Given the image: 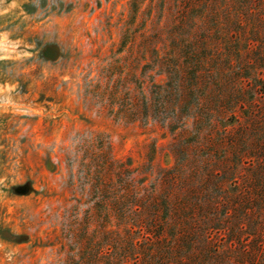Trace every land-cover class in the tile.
<instances>
[{
    "label": "rangeland",
    "instance_id": "1",
    "mask_svg": "<svg viewBox=\"0 0 264 264\" xmlns=\"http://www.w3.org/2000/svg\"><path fill=\"white\" fill-rule=\"evenodd\" d=\"M205 2L0 0V264H83L90 234L131 226L129 196L164 186H198L197 218L218 228L207 263L236 264L258 234L264 246L263 123L223 99L237 92L227 71L263 76L264 0L195 17ZM205 45L230 64L206 89L169 59Z\"/></svg>",
    "mask_w": 264,
    "mask_h": 264
},
{
    "label": "trees",
    "instance_id": "2",
    "mask_svg": "<svg viewBox=\"0 0 264 264\" xmlns=\"http://www.w3.org/2000/svg\"><path fill=\"white\" fill-rule=\"evenodd\" d=\"M205 1V5H203L205 9H202L201 12H196L195 17L204 12H209L211 16H217L220 12L218 8L214 7V4H217V0ZM185 8L190 13L195 9L188 5ZM212 19L214 17L210 20ZM208 48L205 45L198 53L196 47L185 51V54H181L184 57V64L178 61L179 57L176 54L169 59L172 61L173 68L177 72L184 71L182 76L186 74L193 85L197 83L198 85H203L204 88H209L212 85L219 86L218 84H222L223 77L218 76L220 72H216L215 69H219V63H227V66L230 64L227 58H222L221 60L217 58L219 54H216L214 58L209 56L210 54H201ZM262 60H264V57ZM227 72L234 76L237 92L232 97L224 95V101L226 100L229 107L238 103L244 109L246 120L250 123L254 122V120L261 121L263 130L264 104L259 105V103L256 104L255 101L251 100L254 97L251 89L256 94H259L258 97L263 99L264 103V73L262 77L251 78L249 81L251 85H249L248 82L242 80L243 76H240L236 70ZM206 76L210 78L205 79ZM260 79H263L262 83H260ZM172 84H175L173 80L170 85ZM250 87L251 89H249ZM245 95L249 98L248 101L243 99ZM245 103L253 106V108H244ZM220 104L223 105L222 102ZM217 113H221L219 109L211 111L210 114H207L208 118L206 119ZM222 130L225 131L227 128H222ZM176 174L172 175L170 180L167 175H162L165 185L166 183L168 185L174 184ZM193 187L197 188L198 186ZM192 189L186 190L185 195L182 193L177 197L171 193V190H167L165 186L162 187L160 192L150 193L155 194L152 197L150 196L151 198L149 197L150 194L137 193L135 200H129L128 198L131 197L129 196L126 205L131 203L135 207L132 210V214H128L130 217L125 223L130 220L131 226L124 228L123 235L118 232L115 234L114 230H107L103 234L98 235L97 239L96 233L90 234L88 244L81 252L80 258L83 264H210L205 260L214 258L213 255L218 252L219 244L217 243L219 241L215 238L218 228L213 222H200L198 220L200 205H197V202L193 199L194 191ZM111 208L107 210V213L110 212ZM126 209L127 212L130 208ZM225 213L228 214L227 211ZM124 214H118V219L123 218L124 220L126 218ZM236 227L241 230L242 224ZM131 230L134 231L135 236L130 233ZM231 235L237 236L236 232ZM247 237L245 236L242 241H247ZM259 237L260 234L255 236L253 241L249 240L241 245L242 249L238 253L239 257L236 264H264L263 238L259 239ZM236 239L238 240V237ZM201 246L203 249H201Z\"/></svg>",
    "mask_w": 264,
    "mask_h": 264
},
{
    "label": "bare ground",
    "instance_id": "3",
    "mask_svg": "<svg viewBox=\"0 0 264 264\" xmlns=\"http://www.w3.org/2000/svg\"><path fill=\"white\" fill-rule=\"evenodd\" d=\"M4 45L3 40L0 38V46Z\"/></svg>",
    "mask_w": 264,
    "mask_h": 264
}]
</instances>
